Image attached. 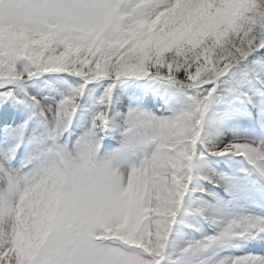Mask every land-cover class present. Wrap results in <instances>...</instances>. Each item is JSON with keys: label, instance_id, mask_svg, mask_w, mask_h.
Here are the masks:
<instances>
[{"label": "snow or ice", "instance_id": "snow-or-ice-1", "mask_svg": "<svg viewBox=\"0 0 264 264\" xmlns=\"http://www.w3.org/2000/svg\"><path fill=\"white\" fill-rule=\"evenodd\" d=\"M0 264H264V0H0Z\"/></svg>", "mask_w": 264, "mask_h": 264}]
</instances>
